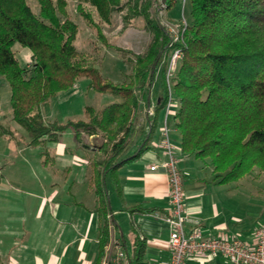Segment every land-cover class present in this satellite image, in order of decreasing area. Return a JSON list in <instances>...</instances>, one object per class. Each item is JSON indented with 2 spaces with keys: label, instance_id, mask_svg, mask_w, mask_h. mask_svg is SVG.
Masks as SVG:
<instances>
[{
  "label": "trees",
  "instance_id": "trees-1",
  "mask_svg": "<svg viewBox=\"0 0 264 264\" xmlns=\"http://www.w3.org/2000/svg\"><path fill=\"white\" fill-rule=\"evenodd\" d=\"M35 1L39 14L27 0H0V78L11 89L13 121L27 131L26 146L45 150V165L55 160L49 145L57 143L69 128L79 143L82 134L104 137L101 151L109 157L93 160L88 173L94 212L103 223L100 258H105L112 231L116 230L107 184L111 183L122 197L118 171L147 151L145 146L158 129V112L167 109L169 103L179 105L172 118L182 153L211 166L219 184L238 183L255 171L264 173V0H187L192 22L182 26L176 42L154 12L156 0H78L77 12L96 29L106 46L103 25H111L116 12L124 14V30L140 18L145 21L144 30L152 37L145 53L109 46L134 67V74L119 84L106 80L77 51L79 26L68 17L67 0ZM174 1H166L167 10ZM16 45L30 51L29 68L21 66ZM176 50L181 58L168 77L170 54ZM162 62L167 96L144 132L145 145L129 156L138 132L139 110ZM82 78L90 79L89 89L109 94L116 102L101 110L87 107L84 120L65 125L46 122L44 105ZM0 136L15 140L14 132L1 125ZM125 211L131 216L133 235L129 264H147L145 237L135 217L155 211L142 206ZM0 264H5L1 256Z\"/></svg>",
  "mask_w": 264,
  "mask_h": 264
},
{
  "label": "rangeland",
  "instance_id": "rangeland-1",
  "mask_svg": "<svg viewBox=\"0 0 264 264\" xmlns=\"http://www.w3.org/2000/svg\"><path fill=\"white\" fill-rule=\"evenodd\" d=\"M162 1L156 0L154 12L169 33L177 37L182 26L192 22L191 6L187 0H175L167 10ZM27 2L32 10L39 14L37 2L35 0ZM78 3V0H67L68 17L79 26L75 41L77 51L87 58L90 66L99 69L106 80L114 84L128 80L134 74L133 65L109 46L127 49L134 54L145 53L152 40L151 35L144 30L145 21L140 18L134 22L133 27L124 30L122 23L124 14L116 12L111 25H103V33L109 45L106 46L98 38L96 29L77 12ZM95 16L99 20L96 14ZM14 51L22 67L29 68L32 65L28 49L16 45ZM172 56L173 52L170 54V60ZM90 82V79L82 78L72 89L58 94L45 104L43 117L46 122L65 125L69 121L84 120L87 107L101 110L116 102L109 94H98L89 89ZM167 87L163 79L162 62L158 67L153 87L139 110L137 126L141 120L142 129H137L138 133L147 132L150 128L148 121L147 126L144 125L146 109L149 108L153 114L158 112L167 96ZM10 98L11 89L8 83L0 78V125L4 129L10 128L15 135V140L0 136V241L3 240L0 243V250L6 262H9L12 255L11 257L23 259V264H27L26 259L29 257L27 254H33L31 252L37 248L40 241L48 239L50 234L52 236L57 234L55 231L62 228L63 224L58 219L60 215L58 217L55 215V219L50 216L52 203L59 206L66 201H72L75 196L85 198L87 186L84 183L90 163L93 160L108 159L109 155L101 151L105 144L102 135L90 137L82 134L79 143L75 140L73 129L69 128L57 143L49 145L51 156L55 160L54 164L49 161L45 165V157L42 156L45 150L26 146L29 136L23 127L13 121ZM178 109L179 105L172 103L169 109L172 114L168 115L167 109L161 110L157 118L159 127H165L167 121L169 137L172 144L177 145L180 144V136L173 129L172 116ZM152 118L150 120H153ZM159 127L156 135L159 134ZM196 161L200 168L197 175L206 181L204 185L207 188L206 199L209 203H215L226 215L235 213L248 220L260 217L263 209L261 206L264 204V173L255 171L238 183L219 184V179L213 181L215 174L212 173V167L204 164L202 160ZM35 217H40L42 233L38 235L35 233L34 237L26 236V228L37 224ZM6 226L13 227L15 232L11 247L4 246L6 242L3 234ZM119 227L120 234L116 233V236L123 232V236L125 235L129 241V227L126 229ZM128 245L131 249L130 241ZM49 253L54 254L60 264L67 257L66 249L63 250L62 247H56Z\"/></svg>",
  "mask_w": 264,
  "mask_h": 264
},
{
  "label": "crops",
  "instance_id": "crops-1",
  "mask_svg": "<svg viewBox=\"0 0 264 264\" xmlns=\"http://www.w3.org/2000/svg\"><path fill=\"white\" fill-rule=\"evenodd\" d=\"M150 111L149 108L146 109L145 126H147L146 121H148V113ZM163 128L164 126L159 127V134H155L152 141L146 144L145 147L148 149L139 159L125 164L119 169L118 176L122 188V197L120 198L116 194L111 183L107 184L110 206L117 230L112 231L114 243L106 248L107 253L104 256L105 258H103L104 260L100 258L99 251V232L103 223L100 216L94 212L95 198L88 189V167L84 183L87 186V196L85 198L75 196L72 201H66L63 205L59 206L52 203L50 216L55 219V215L57 217L60 215L58 219L63 224L61 225L62 228L59 231H55L57 234L53 236L50 234L48 239L40 241L39 245L36 246L37 248L31 252L33 254H27L29 257L26 259V263L60 264L56 256L49 252L56 247H62L63 250L66 249L67 255L62 264H101L102 261L104 262L109 258L114 260L122 250L128 256L126 260L122 261V264H129V258L132 256L133 251V235L131 233V216L125 209L142 206L143 208L155 211L154 214L138 215L135 217L145 237V261L147 264H166L170 257L169 239L171 233V229L166 223V218L171 210L168 196V176L162 170L156 172L150 170L152 165L167 160V155L163 148ZM137 129H142L141 120H139ZM144 145V133L137 132L127 154L129 156L136 154ZM173 145L176 147V157L179 162L178 167L184 179L183 187L186 194V215L188 217L187 229L189 230L198 226L204 231L206 238H239L252 243L254 240L252 236L256 228L264 223V204L261 206L263 209L259 214L260 217L255 220L245 219L235 213L229 215L222 213L215 203H209L206 199L207 188L204 185L206 181L201 180L197 175V170L200 168L196 160L199 159L182 153L180 144ZM204 164L209 166L207 163ZM213 181L216 182L214 179ZM34 220L37 221V224L34 227L26 228V236L34 237L35 233L37 235L42 233V227L40 228L39 223L40 217H35ZM118 227L122 229L129 227L131 249L129 248L127 237L123 236V232L121 235L116 236V233H119ZM3 235L6 242L4 246L11 247L13 245V237L15 236L13 227L6 226ZM1 255L2 251L0 250ZM11 256L9 257V262H6L4 257L1 256V258L5 264H23V259ZM185 264L229 263L227 259L219 255L205 254L190 257L186 260Z\"/></svg>",
  "mask_w": 264,
  "mask_h": 264
},
{
  "label": "built area",
  "instance_id": "built-area-1",
  "mask_svg": "<svg viewBox=\"0 0 264 264\" xmlns=\"http://www.w3.org/2000/svg\"><path fill=\"white\" fill-rule=\"evenodd\" d=\"M174 42L178 40V36L174 37ZM181 58V52L176 50L172 56L168 77L172 76L176 69L177 62ZM171 104H168L167 114ZM153 113H148L149 125H152L151 117ZM163 148L167 155V160L156 163L150 167L152 172L158 170L164 171L168 176L170 200V213L166 218V223L171 229L169 239L170 257L166 264H185L190 257L197 255H219L227 259L229 264H264V223L259 225L252 238V243L243 239L234 238H206L201 227H193L187 229L188 217L186 215V194L183 187V176L178 167V159L176 157V147L171 143L167 123L162 129ZM114 243V239L111 244ZM127 254L122 250L112 260H105L102 264H122L126 260Z\"/></svg>",
  "mask_w": 264,
  "mask_h": 264
},
{
  "label": "water",
  "instance_id": "water-1",
  "mask_svg": "<svg viewBox=\"0 0 264 264\" xmlns=\"http://www.w3.org/2000/svg\"><path fill=\"white\" fill-rule=\"evenodd\" d=\"M166 1H167V0H163V1H162L163 5H165Z\"/></svg>",
  "mask_w": 264,
  "mask_h": 264
}]
</instances>
